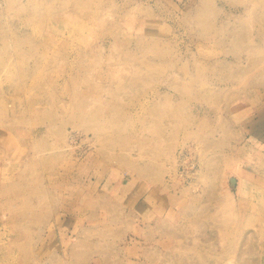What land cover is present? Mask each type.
Masks as SVG:
<instances>
[{"label":"rangeland","instance_id":"rangeland-1","mask_svg":"<svg viewBox=\"0 0 264 264\" xmlns=\"http://www.w3.org/2000/svg\"><path fill=\"white\" fill-rule=\"evenodd\" d=\"M0 264H264V0H0Z\"/></svg>","mask_w":264,"mask_h":264}]
</instances>
